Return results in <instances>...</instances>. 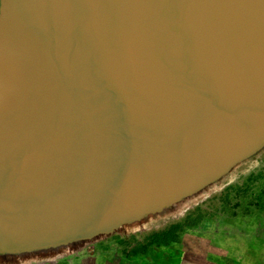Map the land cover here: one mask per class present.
I'll use <instances>...</instances> for the list:
<instances>
[{"label": "water", "instance_id": "95a60500", "mask_svg": "<svg viewBox=\"0 0 264 264\" xmlns=\"http://www.w3.org/2000/svg\"><path fill=\"white\" fill-rule=\"evenodd\" d=\"M264 145V0H0V255L165 212Z\"/></svg>", "mask_w": 264, "mask_h": 264}, {"label": "rangeland", "instance_id": "374dc122", "mask_svg": "<svg viewBox=\"0 0 264 264\" xmlns=\"http://www.w3.org/2000/svg\"><path fill=\"white\" fill-rule=\"evenodd\" d=\"M170 224L179 226L176 243L131 253ZM14 259L0 264H264V145L165 212L76 247Z\"/></svg>", "mask_w": 264, "mask_h": 264}, {"label": "trees", "instance_id": "16d2710c", "mask_svg": "<svg viewBox=\"0 0 264 264\" xmlns=\"http://www.w3.org/2000/svg\"><path fill=\"white\" fill-rule=\"evenodd\" d=\"M188 219H190V216L188 217ZM178 228L179 226L177 224H170L160 231H155V232L148 234L145 237V240L140 244V246L133 249L131 253L135 255L143 247L144 248L148 246L149 247H162V246L171 245V243H176L178 241V237H177Z\"/></svg>", "mask_w": 264, "mask_h": 264}, {"label": "bare ground", "instance_id": "6f19581e", "mask_svg": "<svg viewBox=\"0 0 264 264\" xmlns=\"http://www.w3.org/2000/svg\"><path fill=\"white\" fill-rule=\"evenodd\" d=\"M48 250H43L42 249V251H40V255H43V254H45L46 252H47ZM28 254V253H27ZM24 255V254H21V253H11V254H9V253H7V254H3L2 253V255H0V261L1 260H11V259H13V260H15L14 258H18V257H20V256H28V255ZM29 255H33V254H29Z\"/></svg>", "mask_w": 264, "mask_h": 264}]
</instances>
